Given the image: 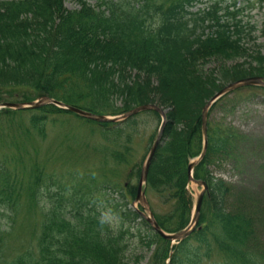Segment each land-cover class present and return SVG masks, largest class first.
I'll return each instance as SVG.
<instances>
[{
  "label": "trees",
  "instance_id": "1",
  "mask_svg": "<svg viewBox=\"0 0 264 264\" xmlns=\"http://www.w3.org/2000/svg\"><path fill=\"white\" fill-rule=\"evenodd\" d=\"M195 1L97 0L92 5L73 0L79 7L68 9L64 0H0V88L31 87L30 94H15L16 100L46 94L105 114L145 102L167 108L162 143L146 184L147 191L167 194L166 214L152 208L166 231L182 229L190 218L186 168L189 157L201 148L205 101L224 83L264 76V55L249 52L244 42L253 39L255 27L228 17V11L218 14L217 5L187 21L182 12ZM152 14L161 19L154 29L146 25ZM199 28L203 38L196 34ZM241 57L244 61L238 62ZM211 60L215 66L206 67ZM10 97L0 91V101ZM55 111L59 110L53 105L34 111L31 129L16 127L20 139L35 140L31 135H40L42 122ZM17 112L24 111L1 109L0 117ZM111 125L101 123L103 128ZM219 127L208 124L207 152L194 169L195 178L207 182L200 228L173 246L143 219L138 223L144 229L131 226L140 218L128 206L135 186L124 188L104 179L99 184L104 203L97 204L77 196L75 187L66 190L58 182L50 192L52 175L42 167L17 171V164L12 168L0 164V208L5 213V222L0 223V264H79L85 255L95 264H139L142 256L129 238L137 239L133 242L142 248L153 247L145 264H196L200 257L192 239L203 244L204 256L222 254L221 263L264 264L257 231L260 201L243 188L213 180L205 169L208 161L235 155L234 135ZM24 204L28 213L34 212L21 225L30 233L20 249H12L9 241ZM109 213L120 217L117 225L105 220Z\"/></svg>",
  "mask_w": 264,
  "mask_h": 264
},
{
  "label": "rangeland",
  "instance_id": "2",
  "mask_svg": "<svg viewBox=\"0 0 264 264\" xmlns=\"http://www.w3.org/2000/svg\"><path fill=\"white\" fill-rule=\"evenodd\" d=\"M87 1L92 4L97 2V0ZM253 2L256 6L244 10L243 22L249 21V24H254L256 27L254 33L260 34L259 30L264 24V0H262V4L256 0ZM242 4L245 3L240 0L238 5ZM64 5L69 9L78 8L73 0H64ZM196 8L197 6L191 10H196ZM258 40L264 44L263 36H260ZM212 65L214 62L208 66ZM249 88L244 87L235 92L234 94L238 96L237 100L232 99L234 94L227 96L229 98L227 105H225V97L218 101L217 106L214 104L211 108V118L218 120L225 118L226 114L224 122H230L231 126L242 131L248 137L245 140L242 139L243 142L238 146L240 159L237 167L235 166V171L237 181H239L238 185L253 193L260 201V215L264 220V170L259 168V164L264 162V148H258V144H262L261 141L264 140V99L262 96L264 93L260 89L252 87L251 89L258 94L262 93V95H256L251 93ZM0 91L10 93L11 97L5 99L6 101H16L13 97L15 94H30L31 87L0 88ZM29 111L17 112V114L10 116L13 118V122H9L8 119L0 120V133L5 138L4 141L0 142V157L6 159V163L3 162L5 165L9 167L12 165L10 167L12 168L17 164V171H21L23 168L31 170L35 166L42 167L45 174L52 175L53 185H50V192L56 190L54 182H58L66 190L75 187L77 196L83 195L97 204L98 202L104 203L105 197L99 193L101 190L99 184L104 179L123 187L127 186L128 183H137L135 177L137 164L144 161L149 148L147 143L149 136L157 128V120L149 112L138 115L139 125L136 126L137 129L134 132L127 130L126 126L113 125L110 129L103 128V126L94 125L92 122L72 113L56 112L54 121L50 122L49 117L44 122L46 129L43 134H32L31 138L35 140L20 139V133L17 132L16 127L19 124L25 129H31L30 117H32V112ZM50 145L52 151L49 148ZM225 162L230 166L233 165L232 159H227ZM229 171L233 172L230 168ZM26 175L30 178L29 173ZM236 176L234 177L236 178ZM198 188L201 187H196L193 183L188 185V190L193 196L198 193ZM147 197L156 212L159 214L167 213L170 205L167 202L166 193L156 194L148 191ZM25 201L27 202L26 199ZM130 206L136 209L139 204L131 202ZM31 213L34 212L28 213V206L25 204L19 210L14 239L9 241V246L12 249H20L27 239L29 232L21 225L32 218ZM119 219L120 217L117 215L105 214V220L109 222L110 226L117 225ZM2 221L5 222V216L0 208V223ZM139 221L137 219L132 222L131 226L137 227L138 225L144 229L142 225H139ZM126 224L128 225L127 222ZM258 231L263 233L260 239L264 245V226L259 225ZM133 241L137 242V239L132 241L131 238L128 239L131 246L136 247L135 253L143 255L140 261L141 264H145L150 258L153 247L145 249ZM189 242L197 249L200 257L196 264H225L219 262L223 257L220 253L211 252L204 256L205 248L199 239H192ZM79 264H95V260L90 259L89 255H85Z\"/></svg>",
  "mask_w": 264,
  "mask_h": 264
},
{
  "label": "water",
  "instance_id": "3",
  "mask_svg": "<svg viewBox=\"0 0 264 264\" xmlns=\"http://www.w3.org/2000/svg\"><path fill=\"white\" fill-rule=\"evenodd\" d=\"M242 84H260V85L264 86V82H262L259 78H249V79H244V80H242L240 82L231 83L228 86H226L224 90L226 91V90H229L231 88H235L237 86H240ZM45 103H52V104L58 105L59 107H63L65 109H67V110H70V111H73V112H75L77 114H80L81 116H84V117H87V118H90V119H94V120H97V121H108V120L112 119V118H109V117H107L105 115L95 114V113H92V112H89V111H85V110H82V109L74 107V106L67 105V104H65V103H63L61 101L52 99V98L47 97V96L41 97L38 101L29 102V107H37V106H39L41 104H45ZM4 105L11 106V107H14V108L27 107L23 103H4ZM142 108H144V107H137V108H135V109H133V110H131L129 112L137 111V110H140ZM205 112H206V107L204 109L203 119H202L203 120V136H204V140H205V144H206V130H205V117H206V114H205ZM158 139H159V136L157 137L156 141L154 142V144H153V146H152V148H151V150L149 152V155L147 157V160H146L145 164L142 167V172H141V176H140V180H139L140 182H139V187H138V192H137V198L138 199H140V198L143 199V197H144L143 191H141V183H142L143 180H145V178L147 176V170H148V167H149V163H150V160H151L152 155L154 153V150H155L156 144L158 142ZM204 151H205V148H204L203 152ZM193 165L194 164H190L188 166V170L189 171L191 170ZM201 200H202V193H200L199 196L196 199V206H195V213H194V217H193V223H196V221L198 219V213H199V208H200V205H201ZM146 219L153 225L154 229L159 234H161L163 237H165L167 239H170L172 241L181 240L182 238H184L185 236H187L190 233V228L181 230L179 232L171 233V234L165 233L159 227V225L156 223V221L154 220L153 215H152L150 210H149V217H146Z\"/></svg>",
  "mask_w": 264,
  "mask_h": 264
}]
</instances>
